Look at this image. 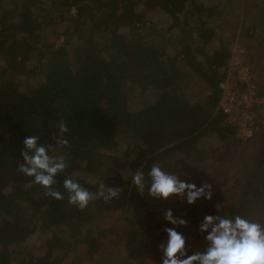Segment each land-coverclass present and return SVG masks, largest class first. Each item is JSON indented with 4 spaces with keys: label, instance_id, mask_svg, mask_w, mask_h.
Wrapping results in <instances>:
<instances>
[{
    "label": "trees",
    "instance_id": "trees-1",
    "mask_svg": "<svg viewBox=\"0 0 264 264\" xmlns=\"http://www.w3.org/2000/svg\"><path fill=\"white\" fill-rule=\"evenodd\" d=\"M239 4L245 14L255 9L264 20V0H0V264H12L16 255L15 264H66L51 258L59 250L77 255L72 264H121L100 239L104 219L113 217L120 205L124 219L117 241L127 253V264H142L145 257L146 264H160L147 250L161 243L152 236L155 229L163 234L161 241L166 239L165 223L152 228L141 219L154 220L171 206L149 197L147 190L139 193L131 173L141 167L146 171L158 160L169 171L174 158L208 150L209 136L221 140L216 152L222 158L235 153L242 140L216 110L219 67L228 61L239 27V34L256 44L255 62L264 56L257 33L263 21L247 27L248 16L238 15ZM151 11L161 14L165 24H156ZM216 19L229 37L217 31ZM114 26H124L130 39H123L119 30L118 35ZM258 75L257 90L264 93ZM255 110L260 167L264 106ZM61 119L69 127L67 171L92 191V181L108 174L107 184L121 188L118 198L107 203L98 198L80 210L66 198L44 196L38 185L26 187L30 178L17 171L23 138L38 135L41 142H52ZM127 143L130 153L121 154ZM117 155L124 158L119 165ZM236 186V195L226 193L228 207L220 206V215H243L249 202L264 199V171L254 183L239 180ZM191 206L198 210L197 202ZM203 212L216 214L217 209ZM136 215L141 222L134 224ZM33 235L48 249L46 254L35 255L22 246ZM197 237L205 242L200 233ZM187 248L189 254L195 251Z\"/></svg>",
    "mask_w": 264,
    "mask_h": 264
},
{
    "label": "clouds",
    "instance_id": "clouds-1",
    "mask_svg": "<svg viewBox=\"0 0 264 264\" xmlns=\"http://www.w3.org/2000/svg\"><path fill=\"white\" fill-rule=\"evenodd\" d=\"M57 132L51 135L52 142H41L38 135H27L22 140L17 171L29 177L26 187L38 185L44 196L53 200H64L77 209H85L95 199L105 203L118 198L120 186H112L102 179L93 180L96 190L92 191L69 173V158L65 137L69 127L61 119L56 124ZM247 135H251L248 132ZM63 174V179L58 180ZM175 172L165 170L160 163H152L145 171L142 167L131 173V184L139 193L154 199H168L175 196L188 205L198 200L210 201L213 198V185L207 181L199 184L181 179ZM59 185V186H57ZM216 214H205L198 223L197 230L206 245L203 251L189 254L186 237L178 228L186 226L183 216H174L171 208L163 212L166 239L159 245L160 264H264V222L248 215H220L219 203Z\"/></svg>",
    "mask_w": 264,
    "mask_h": 264
},
{
    "label": "rangeland",
    "instance_id": "rangeland-1",
    "mask_svg": "<svg viewBox=\"0 0 264 264\" xmlns=\"http://www.w3.org/2000/svg\"><path fill=\"white\" fill-rule=\"evenodd\" d=\"M200 1H205V0H200ZM251 1V0H248ZM240 8L242 7V4H239ZM258 12L253 10H249L247 14H245V11L240 9L238 15L241 16L245 14L248 16L246 19V26L251 27L253 22H256V25L259 24V20L263 21V18L261 19V16H256ZM150 17L155 21L156 24L159 26H162L165 24L163 22V16L155 11L150 12ZM256 17H258L256 19ZM257 20V21H256ZM221 20L216 19V21L213 23L214 26H217V31L218 32H223L224 35L229 37V32L227 33V30H223L224 25L222 24ZM125 23V22H123ZM223 27V28H222ZM259 27V28H258ZM115 30L118 33H121L120 36L123 39H130V35L126 34L124 26L122 27H116L114 26ZM264 27L260 28V25L257 26V33L262 36V43L264 44ZM223 30V31H222ZM240 27L238 28V33L236 38L234 39V42L240 41L244 48L246 49L247 52V57L249 60L250 65L252 68L257 72L256 69L261 68L262 72L258 73L257 75L260 74V78L264 80V56L261 57V59H258L259 62H255V58L257 57V52L252 51L254 47H256V44L253 42L252 38H246L243 34H239ZM119 35V33H118ZM239 38V39H238ZM261 45L259 50L262 51L264 49V45ZM260 55V53H259ZM264 55V53H262ZM255 62V63H254ZM258 78L257 77V83H258ZM191 93H194L193 95H197V90L194 92V90L191 91ZM258 93V99L259 103H257L254 108H253V113L255 114L258 111L255 110V107L260 108L264 106V93H261L259 90H257ZM137 100V99H136ZM135 100V102H137ZM254 118V119H255ZM241 143L238 144L237 149L234 154H232L231 158H222L223 153L219 152L217 153V148H220L223 144L221 140L215 138L214 136H209L205 139V146H208L209 149L203 151V153H193L191 152L190 155L187 157L180 156L179 158H174L173 159V164L168 167L169 171L175 172L178 175H180L181 179H186V180H192L199 184L201 181H207L208 183H211L213 185V198L210 201H205V200H198V210H196L194 207L191 205L186 204L183 202L181 199L171 196L168 199H162V201H166L172 208L173 215L174 216H183L187 221H188V229L184 230L185 226L179 227L178 230H184L181 231L184 233L186 237V245L194 248L195 251H203L206 242L201 241L198 239V223L202 219V217L205 214L209 213H204L203 210L206 209V207H213L216 208L215 205L219 203V208L220 206H227L226 202V193L232 192L234 195H236V192L238 191V187L236 184L239 182V180H250L251 182L254 183L256 180V177L259 176V174H262V171H264V165L260 166L258 165V160H257V153H259V146L261 143V138L253 136L250 140L247 141H240ZM130 143L124 144V146L121 148V154L126 152L125 155H128L130 153ZM135 154V153H133ZM200 154V155H199ZM110 155V154H109ZM108 154H106L107 157H110ZM222 156V157H221ZM113 159V157H111ZM110 158V159H111ZM181 158V159H180ZM115 164L119 165V162H122L123 155L120 156H115ZM158 162L161 164V166H164V162L161 160H158ZM186 165H189L188 170L184 169ZM259 169V170H257ZM257 170V171H256ZM254 173V178H250V174L252 175ZM90 178V177H89ZM101 179L105 181V183H110V178H108V174H105L101 176ZM243 200V199H242ZM187 207V208H186ZM228 207V206H227ZM183 208H185V212L183 211ZM136 209V208H135ZM248 209V210H247ZM244 211H240L246 215H248L251 218L254 219H260V216L264 213V199H257L256 201H251L248 203V206H245ZM121 211V205L118 207V212L114 213L113 217H107L104 219V224H102V231L100 233V239L106 242L108 244V248L111 249V252H113V256L115 257V260H118L119 263L121 264H127V253L123 248V245L119 243L120 239V234H119V229L121 228V222H123L124 216L123 214L120 213ZM184 212V213H182ZM263 212V213H262ZM236 212L233 211V214ZM242 215V214H241ZM264 215V214H263ZM139 215H136V218L133 219L132 222L136 224L137 222H141V224L144 226L145 225H151L152 228L157 227L158 225H161L164 221L163 219V214L155 218L154 220L149 217V216H144L143 219H141ZM140 220V221H139ZM144 222V224H143ZM165 226L172 227L171 224H168V222L164 221ZM186 228V227H185ZM139 231H141V225L138 227ZM144 229V228H143ZM141 234H144L143 231L140 232ZM163 235V234H162ZM162 235L161 231L158 229H155L152 233V236H154L155 239H158L159 242H162ZM45 240V237L43 238ZM116 240V241H115ZM202 240H204L202 238ZM40 240L36 235L31 236L30 238L27 239V241L22 245V246H29L32 248L33 253L35 255H42L46 254L48 249L45 246H42L39 242ZM42 241V240H41ZM152 248L150 247L149 250H147V255H149L153 259L159 260L160 261V249L157 248L154 244H152ZM155 247V248H154ZM123 248V249H122ZM122 249V250H121ZM146 250V249H145ZM121 254H119V252ZM153 252V253H152ZM71 254V253H66L63 251H55L53 255L50 257L55 260V261H60L62 259L66 260V264H72V262H75L77 259V255ZM119 256L120 259H119ZM17 255L16 257L12 260V264H15L17 261ZM148 257H145V260L143 261L142 264H146ZM132 261L135 262H140L141 260L138 258L131 259ZM156 264V263H155Z\"/></svg>",
    "mask_w": 264,
    "mask_h": 264
},
{
    "label": "built area",
    "instance_id": "built-area-1",
    "mask_svg": "<svg viewBox=\"0 0 264 264\" xmlns=\"http://www.w3.org/2000/svg\"><path fill=\"white\" fill-rule=\"evenodd\" d=\"M219 70L222 73L218 83L221 95L216 110L223 113L225 120L235 127L238 138L250 140L259 129L253 125V108L259 103L258 75L250 65L246 49L240 41L230 45L228 61ZM248 132L251 135H247Z\"/></svg>",
    "mask_w": 264,
    "mask_h": 264
}]
</instances>
